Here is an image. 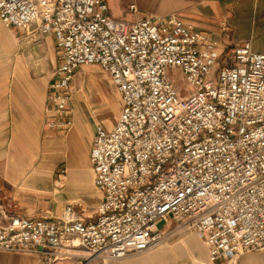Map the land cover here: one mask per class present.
<instances>
[{"label": "built area", "instance_id": "obj_1", "mask_svg": "<svg viewBox=\"0 0 264 264\" xmlns=\"http://www.w3.org/2000/svg\"><path fill=\"white\" fill-rule=\"evenodd\" d=\"M0 17L53 35L60 59L48 97L60 109L68 96L59 91L86 64L109 73L122 105L113 128L94 135L95 216L70 203L56 216L1 208L0 249H36L40 264L80 249L75 264L122 259L162 243L173 220L201 236L212 263L264 250L263 52L245 44L225 53L173 15L117 19L106 0H0Z\"/></svg>", "mask_w": 264, "mask_h": 264}, {"label": "crops", "instance_id": "obj_2", "mask_svg": "<svg viewBox=\"0 0 264 264\" xmlns=\"http://www.w3.org/2000/svg\"><path fill=\"white\" fill-rule=\"evenodd\" d=\"M106 4L117 19L176 16L208 33L225 53L245 44L264 53V0H106ZM35 27L8 25L0 17V209L20 217L56 216L70 203L91 219L102 199L91 159L94 135L98 128L116 124L120 95L108 72L86 64L74 71L69 89L59 91L68 96L65 109H60L58 101L48 97L60 54L53 35H40ZM68 118L72 124L63 125ZM169 233L157 248L122 259L96 258L90 264H195L201 236L185 233L169 245ZM85 254L80 249L56 264H75ZM42 258L36 249H0V264H40ZM235 264H264V250L245 253Z\"/></svg>", "mask_w": 264, "mask_h": 264}, {"label": "rangeland", "instance_id": "obj_3", "mask_svg": "<svg viewBox=\"0 0 264 264\" xmlns=\"http://www.w3.org/2000/svg\"><path fill=\"white\" fill-rule=\"evenodd\" d=\"M168 73L171 76V78L174 79L177 83H180L183 88L187 87V85H186V83H185V81L183 79V76H182V74H181V72L179 70L171 68V69H168ZM168 219H170V217L159 219L156 222L157 226L159 228L166 227L167 226L166 221H168ZM168 228H169L168 230H170V233H169L170 234V240L168 242L169 245L175 243V241L179 240L180 236L185 234V233H190V232H194L195 233V231H193V230L191 231V230L175 229V222L173 220H171V223H170ZM166 233H167V230H166ZM162 243L152 247L151 249L161 246ZM197 249H199L201 251V254H200V257L197 256L195 258V264H210L208 252H207L203 242H201V247L197 248ZM202 250H206L205 254H203L204 252ZM221 262H222L221 260H217V263H221Z\"/></svg>", "mask_w": 264, "mask_h": 264}]
</instances>
